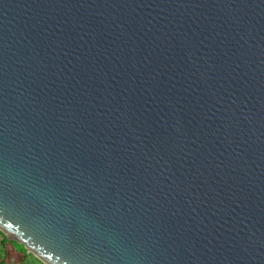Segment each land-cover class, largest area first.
Segmentation results:
<instances>
[{
  "label": "water",
  "instance_id": "water-1",
  "mask_svg": "<svg viewBox=\"0 0 264 264\" xmlns=\"http://www.w3.org/2000/svg\"><path fill=\"white\" fill-rule=\"evenodd\" d=\"M0 231L44 264H264V0H0Z\"/></svg>",
  "mask_w": 264,
  "mask_h": 264
},
{
  "label": "rangeland",
  "instance_id": "rangeland-1",
  "mask_svg": "<svg viewBox=\"0 0 264 264\" xmlns=\"http://www.w3.org/2000/svg\"><path fill=\"white\" fill-rule=\"evenodd\" d=\"M0 263L1 264H44L27 248L0 231Z\"/></svg>",
  "mask_w": 264,
  "mask_h": 264
},
{
  "label": "trees",
  "instance_id": "trees-1",
  "mask_svg": "<svg viewBox=\"0 0 264 264\" xmlns=\"http://www.w3.org/2000/svg\"><path fill=\"white\" fill-rule=\"evenodd\" d=\"M1 264V263H0Z\"/></svg>",
  "mask_w": 264,
  "mask_h": 264
}]
</instances>
